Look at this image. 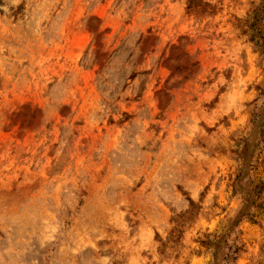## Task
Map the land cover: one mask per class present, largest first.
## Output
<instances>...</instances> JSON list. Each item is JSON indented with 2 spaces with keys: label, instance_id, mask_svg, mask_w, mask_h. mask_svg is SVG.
<instances>
[{
  "label": "rangeland",
  "instance_id": "obj_1",
  "mask_svg": "<svg viewBox=\"0 0 264 264\" xmlns=\"http://www.w3.org/2000/svg\"><path fill=\"white\" fill-rule=\"evenodd\" d=\"M259 2L0 0V264H212L264 103ZM256 221L228 264H264Z\"/></svg>",
  "mask_w": 264,
  "mask_h": 264
},
{
  "label": "trees",
  "instance_id": "obj_2",
  "mask_svg": "<svg viewBox=\"0 0 264 264\" xmlns=\"http://www.w3.org/2000/svg\"><path fill=\"white\" fill-rule=\"evenodd\" d=\"M240 28L241 35L247 37L255 51L264 55V0L248 12ZM251 123L255 128L254 134L240 140L234 151L239 166L230 184L233 195L240 197L241 206L220 231L205 234L196 241L200 248L210 252L212 264H228L235 260L240 248L236 239L230 240L234 229L242 221L257 224V216L264 213V179L259 177V170H264V103L252 113Z\"/></svg>",
  "mask_w": 264,
  "mask_h": 264
}]
</instances>
